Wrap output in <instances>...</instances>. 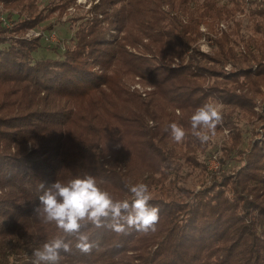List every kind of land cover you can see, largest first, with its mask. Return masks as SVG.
<instances>
[{
  "label": "trees",
  "instance_id": "trees-1",
  "mask_svg": "<svg viewBox=\"0 0 264 264\" xmlns=\"http://www.w3.org/2000/svg\"><path fill=\"white\" fill-rule=\"evenodd\" d=\"M73 1L0 0L21 33L54 28L64 20L53 13ZM66 21L77 28L64 47L0 31V249L34 260V248L62 238L72 251L61 264H264V0H97ZM202 25L210 53L197 45ZM205 103L220 112L217 127L231 124L239 163L194 188L186 177L208 173V142L190 118ZM242 112L261 124L247 145ZM84 175L118 200L131 199L127 185H148L156 231L89 225L94 247L83 253L34 215L41 183Z\"/></svg>",
  "mask_w": 264,
  "mask_h": 264
},
{
  "label": "clouds",
  "instance_id": "clouds-1",
  "mask_svg": "<svg viewBox=\"0 0 264 264\" xmlns=\"http://www.w3.org/2000/svg\"><path fill=\"white\" fill-rule=\"evenodd\" d=\"M220 121L221 114L217 108L205 103L190 118L192 134L202 144L207 143L210 136L204 130L214 134ZM169 129L175 142L185 138V129L176 122H172ZM39 187L42 191L39 204L33 210L34 215L45 224L54 223L66 236L74 237L75 247L83 253L91 252L94 247L89 235L82 231L89 225L117 234L125 233L127 228L145 234L156 231L159 209L150 206L149 187L144 183L127 185L130 200L114 199L92 175L77 176L66 183L57 180L47 187L41 183ZM71 251V242L53 239L33 249V264H61L62 254Z\"/></svg>",
  "mask_w": 264,
  "mask_h": 264
},
{
  "label": "rangeland",
  "instance_id": "rangeland-1",
  "mask_svg": "<svg viewBox=\"0 0 264 264\" xmlns=\"http://www.w3.org/2000/svg\"><path fill=\"white\" fill-rule=\"evenodd\" d=\"M97 0H74L72 3V6L67 8V10H62V13H59L60 9L56 10L53 15L51 16L52 18L54 16L57 17V15L62 16L63 22L56 23L54 28L52 29H45L46 24L44 25H39L35 27L28 28L25 32H17L15 30H12L16 26V20H17V14L9 15V7L5 5L4 2H0V31L7 29L6 34H14L16 36H24L25 38L31 39L33 37H40L43 43H49V44H60L61 46H69L72 45V38L75 34V29L77 28L76 23H72L69 21H66L69 16L73 15H79V14H84L86 13V10L92 6ZM48 0H40L41 7L46 4ZM13 9V8H12ZM15 10V9H14ZM246 21V20H245ZM74 22V21H73ZM228 27V24L225 23L223 27L217 26L218 28H224ZM10 28V30H8ZM201 30L203 31L202 37L199 39L197 42V45L201 50L204 52L210 53L213 50L212 47V42H211V31L208 30L207 26L202 25ZM48 51H44L43 48H41L38 52L39 55H46ZM226 68H229V66H226ZM137 87H139L141 90L145 89L142 83L136 82L135 84ZM260 99V97H258ZM257 99V100H258ZM259 100L257 101L254 111L259 112ZM241 117L240 123L237 124L238 128H240L242 131L243 129L247 130L248 133H244V141L245 144H248V138L249 134H251V130L253 128H256V130H260V123H257L255 116H251L249 113L242 112V114H238ZM256 123V124H255ZM235 126V125H234ZM231 124H229L226 127L219 128L216 127L214 134L211 132L206 131L207 134H209L210 139L208 141V146L205 149V154L202 156V158L205 160V164L207 165V172L201 171L200 169H196L193 172L188 173L186 177V185L190 187H196L199 188L201 187V181L206 180V182H209L211 177L214 176L215 174H231V171H233L237 164L235 158L230 160L229 154H230V147L234 143L230 138V130H231ZM239 129V130H240ZM205 131V130H204ZM246 134V135H245ZM248 134V135H247ZM256 136V135H255ZM258 139L254 138L253 140ZM245 145V146H246ZM243 148V147H242ZM241 141L237 145V150L234 149L236 155H240L239 153L241 152ZM244 150V148H243ZM7 250V249H6ZM7 251L5 249H0V264H33V259H28L26 261L19 260L16 257H13V255L8 254L9 257L7 256ZM4 253L6 256H4ZM7 262V263H6Z\"/></svg>",
  "mask_w": 264,
  "mask_h": 264
}]
</instances>
